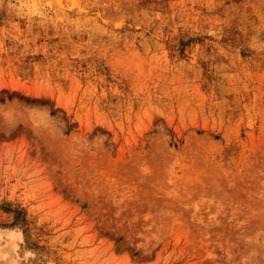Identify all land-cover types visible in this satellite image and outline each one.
Listing matches in <instances>:
<instances>
[{"label":"rangeland","instance_id":"374dc122","mask_svg":"<svg viewBox=\"0 0 264 264\" xmlns=\"http://www.w3.org/2000/svg\"><path fill=\"white\" fill-rule=\"evenodd\" d=\"M0 264H264V0H0Z\"/></svg>","mask_w":264,"mask_h":264}]
</instances>
